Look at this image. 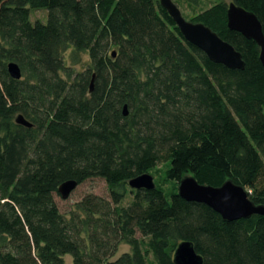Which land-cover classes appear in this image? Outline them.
Returning a JSON list of instances; mask_svg holds the SVG:
<instances>
[{
	"label": "trees",
	"instance_id": "obj_1",
	"mask_svg": "<svg viewBox=\"0 0 264 264\" xmlns=\"http://www.w3.org/2000/svg\"><path fill=\"white\" fill-rule=\"evenodd\" d=\"M230 2L264 33V0ZM229 3L190 20L231 43L243 69L211 61L159 0H0V264H175L182 241L204 264H264V214L225 221L178 193L186 175L232 180L264 206V64L229 29ZM42 9L47 21H32ZM161 163L170 198L164 183L130 187ZM94 177L109 198L87 194L64 215L59 186Z\"/></svg>",
	"mask_w": 264,
	"mask_h": 264
},
{
	"label": "water",
	"instance_id": "obj_2",
	"mask_svg": "<svg viewBox=\"0 0 264 264\" xmlns=\"http://www.w3.org/2000/svg\"><path fill=\"white\" fill-rule=\"evenodd\" d=\"M161 6L168 12L176 23L182 35L191 44L202 50L208 58L230 69H243L245 63L241 53L235 47L219 36L217 32L202 22H193L184 17L180 8L173 0H159ZM228 27L238 31L248 39H253L260 46V59L264 64V33L258 17L244 7L230 2L227 10ZM8 71L12 78L22 76L19 65L15 62L8 64ZM94 89V78L90 84V91ZM124 115L128 114L127 106L123 108ZM16 123L31 127V123L23 115H18ZM76 180H67L59 186V193L65 199L77 187ZM133 189H154L155 182L151 174L145 173L129 181ZM179 195L187 201L206 204L219 213L225 221L250 218L252 215L264 214V206L256 205L250 198L249 192L243 186L232 180L225 181L221 186L200 184L192 175L184 176L178 186ZM175 264H204L193 242L182 241L174 252Z\"/></svg>",
	"mask_w": 264,
	"mask_h": 264
},
{
	"label": "rangeland",
	"instance_id": "obj_3",
	"mask_svg": "<svg viewBox=\"0 0 264 264\" xmlns=\"http://www.w3.org/2000/svg\"><path fill=\"white\" fill-rule=\"evenodd\" d=\"M218 0H173V2L180 8L184 17L188 20L191 19L196 13L200 12L203 9L213 5ZM231 0H226L229 3ZM45 11V12H44ZM42 20L43 22L47 21V11L42 9L40 11H32L31 13V20ZM83 59V63L88 61V57L84 55L81 57ZM76 64V69H82L83 63ZM67 63L72 64L73 62L70 60L69 56H67ZM164 170L165 165L163 163L159 164L157 170L153 172L151 175L154 178V182L156 183H164L163 186L165 192L168 193V198H170L169 190L171 188V181L165 183L164 182ZM168 188V189H167ZM87 194H95L105 198H109V189L108 185L104 179L100 177H94L91 179L86 180L85 182L79 184L73 192L70 194L68 198H63L62 196H55L58 206L61 212L69 216L70 211L73 209L75 204L80 201L85 195ZM130 201V196L127 198L126 202ZM130 250V247L126 244H122L119 247V250L115 257L121 255L124 252ZM114 257V258H115ZM65 264H72V257L67 255L65 257Z\"/></svg>",
	"mask_w": 264,
	"mask_h": 264
}]
</instances>
